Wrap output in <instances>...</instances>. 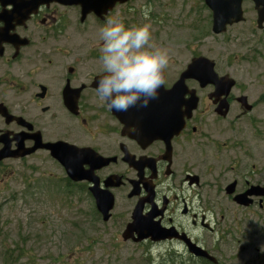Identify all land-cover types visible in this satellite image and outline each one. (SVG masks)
<instances>
[{
	"label": "flooded vegetation",
	"instance_id": "obj_1",
	"mask_svg": "<svg viewBox=\"0 0 264 264\" xmlns=\"http://www.w3.org/2000/svg\"><path fill=\"white\" fill-rule=\"evenodd\" d=\"M257 1L264 0H242L243 20L227 26L226 33L247 35L244 44L256 45L249 48L264 42ZM193 10L206 33L212 32L207 0H0V180L7 181L8 164L21 163L59 179L69 192H84L96 210L94 192L106 195L114 203L111 219L122 209L119 218L126 225L138 206L154 234L135 244L156 249L158 258L173 264H222L229 243L221 227L226 215L234 219L240 210L249 214L245 222H264V196L249 195L248 206L234 199L253 186L264 187V155L252 148L253 143L258 150L257 141L243 129L236 132L252 111H243L230 93L229 112L219 115L222 99L213 95L215 85L202 87L195 79L187 80L198 97L190 115L189 91L175 105L158 95L146 107L123 112L109 110L96 91L102 74L98 32L107 19L119 16L129 26L172 14L182 18ZM171 65L166 89L184 70L174 73ZM210 115L214 122L232 115L226 128L212 130L229 134L228 141L215 140ZM209 146L215 154H208ZM221 153L228 165L221 163ZM64 156L79 161L74 176L82 179L67 175L59 159ZM200 248L217 263L198 256Z\"/></svg>",
	"mask_w": 264,
	"mask_h": 264
},
{
	"label": "rangeland",
	"instance_id": "obj_2",
	"mask_svg": "<svg viewBox=\"0 0 264 264\" xmlns=\"http://www.w3.org/2000/svg\"><path fill=\"white\" fill-rule=\"evenodd\" d=\"M177 16L161 18V23L139 19L129 26L151 25V44L170 50L174 73L185 68L193 56L204 55L216 62L220 74L233 76L237 81L233 94L243 92L251 102L257 103L255 110L243 118L241 127H236V132L243 129L247 136L252 134L258 144L256 150L252 143L253 150L264 155V42L257 48H249L256 45L244 44L247 35L237 34L239 39L232 41L237 35L206 33L195 10L182 19ZM231 116L214 122V116L210 115L209 128L211 131L226 128ZM214 135L218 142L229 138V134ZM207 149L209 155L215 154V146ZM223 152L228 154L226 150ZM224 162L226 156H222L221 163H230ZM8 166L7 181L0 180V264H170L164 258L150 256L142 246L122 239L126 224L125 219L119 218L122 209L116 211L113 219L103 222L84 192L77 188L69 192L59 179L28 171L21 163ZM235 214L236 219L228 213L221 222V227L229 232L222 264L250 261V264H264V222L255 225L254 218L245 222L249 215L245 211L235 210ZM7 249L13 252L9 262ZM144 255L151 259L145 260Z\"/></svg>",
	"mask_w": 264,
	"mask_h": 264
},
{
	"label": "clouds",
	"instance_id": "obj_3",
	"mask_svg": "<svg viewBox=\"0 0 264 264\" xmlns=\"http://www.w3.org/2000/svg\"><path fill=\"white\" fill-rule=\"evenodd\" d=\"M144 15L147 18V12ZM99 38L102 74L96 91L100 101L121 112L136 105L146 107L166 84L170 50L151 44L150 24L127 26L119 16L107 19ZM151 254L158 258L156 249Z\"/></svg>",
	"mask_w": 264,
	"mask_h": 264
},
{
	"label": "water",
	"instance_id": "obj_4",
	"mask_svg": "<svg viewBox=\"0 0 264 264\" xmlns=\"http://www.w3.org/2000/svg\"><path fill=\"white\" fill-rule=\"evenodd\" d=\"M125 1V0H122ZM207 3L211 5L214 11V32L221 33L225 31L226 25L234 22H238L241 20V0H207ZM264 5V1L258 2L259 7V22L264 21V7H260V5ZM215 62L208 57L198 56L195 57L192 62L188 65L185 71L181 74L180 79L174 84L171 89L165 90L163 85L159 89L158 95L175 105L178 99H181L186 92L191 91L193 94L188 102H192V105L189 106L188 114L192 112V110L197 106L198 98L195 94V90L188 89L185 84L186 79L195 78L197 79L201 85L204 87L208 84H214L216 86L215 95L217 97H222L225 95L223 100H226V96L230 93L232 87L235 85L236 81L229 77V75H225L219 77V75L215 72ZM164 92V93H162ZM156 98V97H155ZM243 102H247L246 96H241L239 98ZM224 102V101H223ZM221 103L217 108V111L221 115H226L228 112V106L224 103ZM224 105L226 107L223 110ZM172 107H175L171 105ZM248 109H251L252 106L248 105ZM60 161L65 165L67 172L70 176H72L76 180H80L82 176H74V174L78 173L79 170V161L75 160L72 162L68 161V157H59ZM235 183H232L228 186L227 191L229 194L234 192ZM257 194L264 195V189L259 187H253V189L246 191L245 193L238 194L235 197L237 203L242 205H249L251 200L248 199L249 194ZM97 200V208L103 214L104 220H108L110 218V210L113 207V200L108 198L106 195H103L100 192H94ZM140 208L136 207L133 213V222L129 223L123 232L122 236L125 240L130 238L135 241H141L147 238L151 233L149 230V223L146 219L142 218L139 214ZM134 232L138 233V237L134 236ZM199 255L210 258L213 261H216L209 253L205 250H199Z\"/></svg>",
	"mask_w": 264,
	"mask_h": 264
},
{
	"label": "trees",
	"instance_id": "obj_5",
	"mask_svg": "<svg viewBox=\"0 0 264 264\" xmlns=\"http://www.w3.org/2000/svg\"><path fill=\"white\" fill-rule=\"evenodd\" d=\"M7 262H9L12 259L13 252H11L9 249H7Z\"/></svg>",
	"mask_w": 264,
	"mask_h": 264
}]
</instances>
